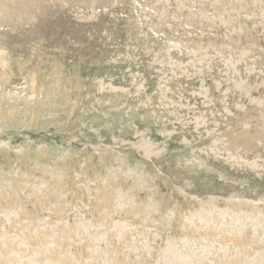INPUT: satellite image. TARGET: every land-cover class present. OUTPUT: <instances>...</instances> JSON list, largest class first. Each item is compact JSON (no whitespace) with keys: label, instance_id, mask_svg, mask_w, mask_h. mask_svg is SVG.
<instances>
[{"label":"rangeland","instance_id":"1","mask_svg":"<svg viewBox=\"0 0 264 264\" xmlns=\"http://www.w3.org/2000/svg\"><path fill=\"white\" fill-rule=\"evenodd\" d=\"M0 264H264V0H0Z\"/></svg>","mask_w":264,"mask_h":264}]
</instances>
